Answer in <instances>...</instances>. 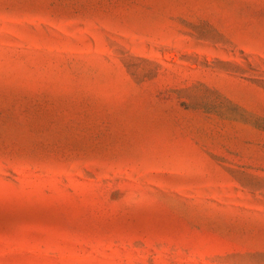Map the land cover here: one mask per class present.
Returning <instances> with one entry per match:
<instances>
[{
	"label": "rangeland",
	"instance_id": "obj_1",
	"mask_svg": "<svg viewBox=\"0 0 264 264\" xmlns=\"http://www.w3.org/2000/svg\"><path fill=\"white\" fill-rule=\"evenodd\" d=\"M0 264H264V0H0Z\"/></svg>",
	"mask_w": 264,
	"mask_h": 264
}]
</instances>
